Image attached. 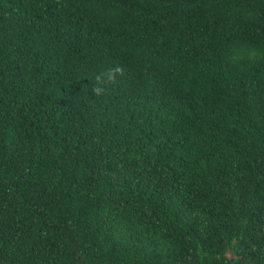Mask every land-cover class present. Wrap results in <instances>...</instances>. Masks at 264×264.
<instances>
[{"label":"trees","instance_id":"16d2710c","mask_svg":"<svg viewBox=\"0 0 264 264\" xmlns=\"http://www.w3.org/2000/svg\"><path fill=\"white\" fill-rule=\"evenodd\" d=\"M0 264H264V0H0Z\"/></svg>","mask_w":264,"mask_h":264}]
</instances>
